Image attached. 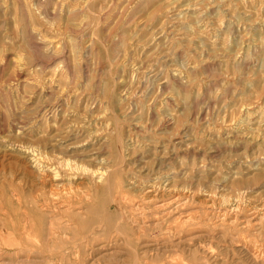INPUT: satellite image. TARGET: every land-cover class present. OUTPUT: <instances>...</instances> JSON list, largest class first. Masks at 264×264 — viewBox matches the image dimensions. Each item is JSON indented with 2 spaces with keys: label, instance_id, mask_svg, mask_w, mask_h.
I'll return each mask as SVG.
<instances>
[{
  "label": "rangeland",
  "instance_id": "1",
  "mask_svg": "<svg viewBox=\"0 0 264 264\" xmlns=\"http://www.w3.org/2000/svg\"><path fill=\"white\" fill-rule=\"evenodd\" d=\"M110 193L134 221L88 244L80 215ZM16 210L77 264H264V0H0V217Z\"/></svg>",
  "mask_w": 264,
  "mask_h": 264
},
{
  "label": "bare ground",
  "instance_id": "2",
  "mask_svg": "<svg viewBox=\"0 0 264 264\" xmlns=\"http://www.w3.org/2000/svg\"><path fill=\"white\" fill-rule=\"evenodd\" d=\"M116 170L117 169L113 171L102 169L100 172L101 174L100 179H105L104 185L105 186L107 185L109 192L112 191L110 178H112L113 175H115ZM120 195H121L120 197L116 195L113 196L110 193L109 195L110 197L108 198V200L104 203V205L102 204L103 207H100L99 204L93 203L92 204L93 209L92 211L91 210L89 211L93 213L91 217L90 215L88 216L80 215V223L88 224V228H85V233L88 234L87 235L85 234L83 236L85 240L88 241V244L89 242H91L93 239L96 238L97 232H100L101 235L102 232L103 234L106 233V235L110 237L113 235H118V236L124 235L123 225L126 223L125 220L131 219L132 221H134L132 215L135 214L138 207H135V204L129 205L130 207L122 206V201H121L122 194ZM83 206L85 205L81 203V207ZM98 208H101L102 211H99ZM112 211L115 212L117 211V213L119 214V216H117L118 220L116 219L114 221L109 219L112 215ZM19 215H20V211L16 210L15 215L12 217V219H6L0 217V264H26L25 259H23L21 255H23L25 251H28L30 249H32L35 252V254L38 255L37 259L34 261L35 264L46 263V258H45L46 251L47 253H50L49 256L50 260L49 261L47 260L48 264H77V262L79 261V254L81 251V249L78 250L77 248V245H80L79 243H75L73 242V240L68 238L67 240L62 238V242H59L56 246H49L47 245V243L53 240V238L57 234L53 231L54 224L50 222L49 227L46 228L45 223L43 221H39L38 217L36 218L31 217L27 219L24 217H20ZM96 226H98L99 228H96ZM34 239H38V240L34 241ZM113 239H118V238H113ZM104 246L105 245H102L98 249H102ZM89 249H88V254L90 253ZM207 250L208 249H206V251ZM57 251L59 252L58 255H56Z\"/></svg>",
  "mask_w": 264,
  "mask_h": 264
}]
</instances>
